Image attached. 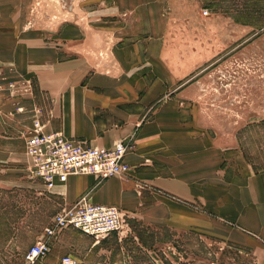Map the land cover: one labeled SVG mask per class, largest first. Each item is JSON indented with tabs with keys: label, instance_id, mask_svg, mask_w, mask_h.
I'll return each instance as SVG.
<instances>
[{
	"label": "crops",
	"instance_id": "1",
	"mask_svg": "<svg viewBox=\"0 0 264 264\" xmlns=\"http://www.w3.org/2000/svg\"><path fill=\"white\" fill-rule=\"evenodd\" d=\"M32 3L0 0V170L24 158L31 176L25 141L36 106L44 133L57 131L88 146H131L123 158L126 175L56 180L48 190L62 207L87 195L154 224L193 227L218 219L259 247L264 168L180 122L185 113L178 97L186 88L163 89L168 0H113L103 12L107 20L90 28L81 17L50 27L30 15ZM12 82L30 89L11 91ZM8 170L5 177L13 178L17 168Z\"/></svg>",
	"mask_w": 264,
	"mask_h": 264
},
{
	"label": "rangeland",
	"instance_id": "2",
	"mask_svg": "<svg viewBox=\"0 0 264 264\" xmlns=\"http://www.w3.org/2000/svg\"><path fill=\"white\" fill-rule=\"evenodd\" d=\"M112 1L33 0L30 15L50 27L81 17L90 28L107 20L103 12ZM168 5L163 89L186 88L178 97L185 113L180 122L195 124L196 133L205 131L212 142L264 168V0H168ZM21 160L5 168H17L13 178L5 177L11 170H0V264H31L26 252L62 208ZM123 219L119 232L101 237L67 228L33 264H60L66 253L78 264H264V242L252 247L218 219L193 227L154 224L140 215Z\"/></svg>",
	"mask_w": 264,
	"mask_h": 264
},
{
	"label": "built area",
	"instance_id": "3",
	"mask_svg": "<svg viewBox=\"0 0 264 264\" xmlns=\"http://www.w3.org/2000/svg\"><path fill=\"white\" fill-rule=\"evenodd\" d=\"M207 13L206 9L202 11L203 15ZM23 85L17 86L12 82L9 88L17 92L30 89V85ZM18 100L16 109L22 112L24 106ZM33 111V128L25 141V151L30 159L31 176L40 178L47 189L52 188L56 180L64 182L73 174H94L102 180L128 173L129 165L123 158L131 147L129 142L118 141L111 148H104L88 146L57 131L44 133L41 109L35 106ZM123 215L116 206L93 203L87 195H82L71 205L55 212L41 238L26 252L25 259L33 264L38 258L46 256L55 238L67 228L95 237L117 233L123 227ZM59 263L78 264L75 257L68 253L62 254Z\"/></svg>",
	"mask_w": 264,
	"mask_h": 264
}]
</instances>
